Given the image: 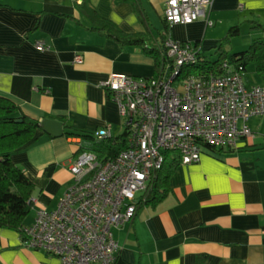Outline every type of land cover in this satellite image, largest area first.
<instances>
[{
	"label": "crops",
	"instance_id": "crops-1",
	"mask_svg": "<svg viewBox=\"0 0 264 264\" xmlns=\"http://www.w3.org/2000/svg\"><path fill=\"white\" fill-rule=\"evenodd\" d=\"M166 1L0 0V94L14 99L23 114L65 124L59 136L40 128L13 155L36 183L34 214L26 224L39 208L57 207L71 181L84 139L67 130L125 131L127 119L108 85L112 74L157 72L156 57L144 46L122 44L100 30L94 10L125 30L155 38L163 33L199 44L207 54L234 25L264 33V0H212L208 13L214 24L206 16L170 24ZM248 71L246 80L256 82L247 79ZM247 123L255 136H241L238 146L208 147L200 160L182 162L162 200L114 226L120 244L116 264H264V114ZM25 236L0 226V264L60 261L26 243Z\"/></svg>",
	"mask_w": 264,
	"mask_h": 264
},
{
	"label": "built area",
	"instance_id": "built-area-1",
	"mask_svg": "<svg viewBox=\"0 0 264 264\" xmlns=\"http://www.w3.org/2000/svg\"><path fill=\"white\" fill-rule=\"evenodd\" d=\"M211 2L167 0L166 19L173 24L206 16L214 24ZM38 45L46 47L44 41ZM166 45L174 59L170 72L160 77L116 72L109 81L130 127V146L105 160L91 149L78 153L57 207L39 208L33 222L24 225L26 243L59 256L57 264H116L120 244L113 228L135 214L132 199L163 167L164 150H177L190 163L208 147L238 146L241 136L256 135L247 121L264 114V83L248 82L245 64L228 58L221 72L182 75L185 65L200 60L202 47L174 37ZM96 134L104 138L112 132L103 127Z\"/></svg>",
	"mask_w": 264,
	"mask_h": 264
},
{
	"label": "trees",
	"instance_id": "trees-1",
	"mask_svg": "<svg viewBox=\"0 0 264 264\" xmlns=\"http://www.w3.org/2000/svg\"><path fill=\"white\" fill-rule=\"evenodd\" d=\"M93 15L101 21L98 26L100 30L114 36L122 44L142 45L153 54L157 60L155 76L164 75L168 69L169 72L171 71L168 64H173L174 59L168 54L166 45L168 35L162 33L155 38L148 31H128L110 19L101 17L96 10L93 11ZM240 31V25L232 26L228 35L215 47L219 55L217 58L213 59L210 54L200 51V60L197 63L185 65L182 75L193 72H221L224 70L223 62L228 58L231 61L242 62L246 69L254 64L264 79V38H256L246 49L229 52L227 45L231 37ZM40 128H43L41 119L23 114L14 99L0 94V226L21 229L23 233H25L26 218L32 210L31 197L36 183L29 177L23 166L14 160L13 155L17 149L31 140ZM66 132L83 136L84 143L78 148L77 154L85 149H91L96 151L103 160L115 157L121 150L130 146L129 126H126L121 134L104 138H100L96 132L84 131L74 126ZM164 151L166 157L163 167L154 170L142 194L132 199V202L136 204L135 214L145 204H157L172 187L171 177L183 162L182 156L177 150Z\"/></svg>",
	"mask_w": 264,
	"mask_h": 264
},
{
	"label": "rangeland",
	"instance_id": "rangeland-1",
	"mask_svg": "<svg viewBox=\"0 0 264 264\" xmlns=\"http://www.w3.org/2000/svg\"><path fill=\"white\" fill-rule=\"evenodd\" d=\"M246 26H248V24H246ZM252 32L250 31V29L247 27V29H242L240 33L238 34H235L233 37H232V40L229 42V45H228V50L230 53H233V52H236V51H240V50H243V49H246L248 48L252 42H254V40L256 38H259V36H264V33L262 32H255L253 34H251ZM251 35H254V39H252ZM264 38V37H262ZM211 57L213 59L217 58L219 55H218V52L217 51H214L211 50L210 53ZM251 79V80H255L256 82H261L260 80L262 79V76L260 75V73L256 70L255 68V65L254 64H251L249 66V71H248V77L247 79ZM248 79V80H249ZM264 81V80H263ZM144 191V189H139L136 191V195L137 196H140L142 194V192ZM34 214V211L31 210L30 214L27 216V218H32Z\"/></svg>",
	"mask_w": 264,
	"mask_h": 264
},
{
	"label": "water",
	"instance_id": "water-1",
	"mask_svg": "<svg viewBox=\"0 0 264 264\" xmlns=\"http://www.w3.org/2000/svg\"><path fill=\"white\" fill-rule=\"evenodd\" d=\"M41 124L45 131L53 135H63L65 133V124L59 118L55 117H42Z\"/></svg>",
	"mask_w": 264,
	"mask_h": 264
}]
</instances>
